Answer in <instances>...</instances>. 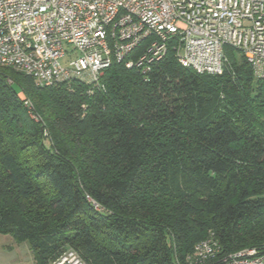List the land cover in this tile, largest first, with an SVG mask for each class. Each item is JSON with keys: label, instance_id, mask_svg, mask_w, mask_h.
<instances>
[{"label": "trees", "instance_id": "16d2710c", "mask_svg": "<svg viewBox=\"0 0 264 264\" xmlns=\"http://www.w3.org/2000/svg\"><path fill=\"white\" fill-rule=\"evenodd\" d=\"M224 52L218 75L169 52L146 77L114 63L92 90L1 68L0 234L36 264H194L210 237L204 264L264 252V75Z\"/></svg>", "mask_w": 264, "mask_h": 264}, {"label": "built area", "instance_id": "2783aa9c", "mask_svg": "<svg viewBox=\"0 0 264 264\" xmlns=\"http://www.w3.org/2000/svg\"><path fill=\"white\" fill-rule=\"evenodd\" d=\"M225 48L241 54L254 76L264 75V0H0V69L39 87L79 81L102 89L112 64L146 77L169 52L186 69L218 75L228 63ZM219 253L206 238L195 245L193 263ZM49 264L82 263L69 250ZM218 264H264V252L243 249Z\"/></svg>", "mask_w": 264, "mask_h": 264}, {"label": "crops", "instance_id": "0c3cea01", "mask_svg": "<svg viewBox=\"0 0 264 264\" xmlns=\"http://www.w3.org/2000/svg\"><path fill=\"white\" fill-rule=\"evenodd\" d=\"M8 249L0 250V264H36L32 252L30 255L26 248L22 252L17 251L14 246H10Z\"/></svg>", "mask_w": 264, "mask_h": 264}, {"label": "rangeland", "instance_id": "374dc122", "mask_svg": "<svg viewBox=\"0 0 264 264\" xmlns=\"http://www.w3.org/2000/svg\"><path fill=\"white\" fill-rule=\"evenodd\" d=\"M236 58H237V62H239L240 61L239 55ZM61 63L62 65H65L64 61H62ZM228 65L229 63H227V66ZM10 246H14V248H16L17 251H20V252L24 251V249L26 248L27 252L31 255V250L29 249L28 244L26 242L16 243L9 235L0 234V250H3V249L7 250L8 247Z\"/></svg>", "mask_w": 264, "mask_h": 264}]
</instances>
